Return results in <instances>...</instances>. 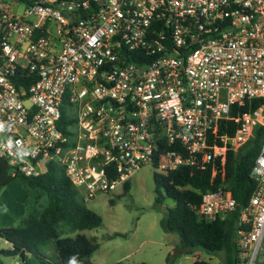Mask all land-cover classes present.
I'll return each instance as SVG.
<instances>
[{
	"label": "built area",
	"instance_id": "built-area-1",
	"mask_svg": "<svg viewBox=\"0 0 264 264\" xmlns=\"http://www.w3.org/2000/svg\"><path fill=\"white\" fill-rule=\"evenodd\" d=\"M264 0H0V157L8 177L60 166L90 197L145 164L224 173L264 124ZM233 126V132L231 131ZM238 214L240 264L264 252V135ZM224 219L222 183L190 204Z\"/></svg>",
	"mask_w": 264,
	"mask_h": 264
},
{
	"label": "trees",
	"instance_id": "trees-1",
	"mask_svg": "<svg viewBox=\"0 0 264 264\" xmlns=\"http://www.w3.org/2000/svg\"><path fill=\"white\" fill-rule=\"evenodd\" d=\"M264 102L253 100V107ZM233 132V126L231 131ZM264 135V124L254 128L252 137L237 150L228 149L224 162V173L216 161V172L211 177L210 169L195 170L179 168L166 175L154 173L155 205L162 204L163 189L166 197L174 200L173 207H165L159 221L165 232L176 233L179 242L166 256V263L196 250L224 252L225 264H240L239 249L235 242L236 230L248 227L238 224V214L247 206L255 187L253 165ZM23 180L28 193L26 213L16 225L0 228V237L11 244L1 253L18 257L19 264H92L91 256L98 245L83 233L73 236L70 231L92 229L101 225L102 219L85 206L79 191L73 186L63 169L51 165L47 171L36 177L18 176ZM13 177H8L9 182ZM6 182V183H7ZM222 183L227 185L236 199V207L224 219L208 221L201 218L190 204H198L201 194L216 190ZM124 192L129 189L125 183ZM45 197L46 203L39 199ZM112 203V200L110 201ZM68 230V231H66ZM53 241L57 256L52 258L41 251ZM24 251V259L20 254ZM115 264H123L121 261ZM139 264H149L141 262ZM193 264H212L196 258ZM260 264V263H256Z\"/></svg>",
	"mask_w": 264,
	"mask_h": 264
},
{
	"label": "rangeland",
	"instance_id": "rangeland-1",
	"mask_svg": "<svg viewBox=\"0 0 264 264\" xmlns=\"http://www.w3.org/2000/svg\"><path fill=\"white\" fill-rule=\"evenodd\" d=\"M155 168L145 164L129 179V189L124 192L117 187L111 192L97 193L90 197H82L89 209L100 215L102 223L92 229L69 232L73 236L83 233L97 243L98 247L91 256L92 264H193L196 258L210 261L212 264H225V253L196 250L182 255L174 261L166 263V256L171 253L179 242L178 235L165 232L159 221L165 207H173V199L165 196L163 189L162 204L155 205L153 174ZM28 193L19 177L0 185V228L16 225L26 213ZM112 200V203L110 202ZM45 204L46 198L39 199ZM68 231V230H66ZM11 244L0 237V264H19L18 257L1 253ZM41 251L52 258L57 256L53 241ZM258 262L264 264V252L258 256Z\"/></svg>",
	"mask_w": 264,
	"mask_h": 264
},
{
	"label": "water",
	"instance_id": "water-1",
	"mask_svg": "<svg viewBox=\"0 0 264 264\" xmlns=\"http://www.w3.org/2000/svg\"><path fill=\"white\" fill-rule=\"evenodd\" d=\"M7 168H8L7 162L2 157H0V185L6 183L8 180ZM24 255L25 253L24 251H22L19 256L21 257V260L24 259Z\"/></svg>",
	"mask_w": 264,
	"mask_h": 264
},
{
	"label": "clouds",
	"instance_id": "clouds-1",
	"mask_svg": "<svg viewBox=\"0 0 264 264\" xmlns=\"http://www.w3.org/2000/svg\"><path fill=\"white\" fill-rule=\"evenodd\" d=\"M70 264H76L75 260L70 261Z\"/></svg>",
	"mask_w": 264,
	"mask_h": 264
}]
</instances>
